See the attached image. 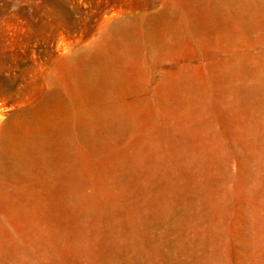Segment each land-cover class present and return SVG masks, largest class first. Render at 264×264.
Instances as JSON below:
<instances>
[{
  "label": "rangeland",
  "instance_id": "1",
  "mask_svg": "<svg viewBox=\"0 0 264 264\" xmlns=\"http://www.w3.org/2000/svg\"><path fill=\"white\" fill-rule=\"evenodd\" d=\"M258 219L264 0H0V264H264Z\"/></svg>",
  "mask_w": 264,
  "mask_h": 264
},
{
  "label": "bare ground",
  "instance_id": "2",
  "mask_svg": "<svg viewBox=\"0 0 264 264\" xmlns=\"http://www.w3.org/2000/svg\"><path fill=\"white\" fill-rule=\"evenodd\" d=\"M119 17V19H121V23H119L118 25H117V28L118 27H120V26H122L123 24H126V25H131V23H132V20H130V19H128V18H123L122 16H118ZM120 17H122V18H120ZM123 27V26H122ZM28 112L27 111H23V113L22 114H27ZM120 118H122V117H120ZM120 118L118 119L119 120V123H118V126H117V128L118 129H120L121 127H122V122H121V120H120ZM12 120V119H11ZM13 125H14V123L12 122V121H10V122H8V124H7V129H9L8 131H10V128H12L13 127ZM90 127V128H89ZM15 129V128H14ZM14 129L12 130V131H14ZM91 129H93V127L92 126H90V125H87V130H91ZM16 133V132H15ZM35 133V132H34ZM8 134V133H7ZM9 135V134H8ZM16 135V134H15ZM15 135H13V134H11L10 136H15ZM24 135V134H23ZM22 135V136H23ZM37 135H39V134H37ZM37 135H35V136H37ZM18 136V135H17ZM7 137V136H6ZM9 137V136H8ZM7 137V138H8ZM25 137V136H24ZM28 137H29V135H28ZM15 138V137H14ZM23 138V137H22ZM38 138V137H37ZM13 139V138H12ZM19 139V138H18ZM30 139V138H29ZM5 140V139H4ZM7 140V139H6ZM26 140V139H25ZM27 140H28V138H27ZM36 140V139H35ZM9 141H11V139L9 140ZM12 141H16L15 139H13ZM18 141V140H17ZM30 141V140H29ZM8 143V142H7ZM10 143V142H9ZM20 143L21 144H24V143H26V141H20ZM28 143V142H27ZM13 144V143H12ZM16 144V143H15ZM17 145V144H16ZM26 145V144H25ZM24 145V146H25ZM27 145H30V144H27ZM12 146V145H11ZM22 147V149L20 150L19 149V151H18V154H16L15 153V155H14V153H13V155H11L12 157H15V158H17V159H23V160H27L28 161V163L29 162H33V161H35L36 159H34L35 157H37V156H41L42 155V153L40 152V151H38V153H35V154H28V152H26L27 150H26V148H27V146L26 147ZM30 147V146H29ZM10 148V147H9ZM14 149V148H13ZM17 149V148H16ZM30 150V149H29ZM17 151V150H16ZM22 151V152H21ZM13 152V151H12ZM21 152V153H20ZM35 152V151H34ZM31 153V152H30ZM12 154V153H11ZM17 156V157H16ZM5 160H6V162H8L9 164H10V166L9 167H11L13 170H16L17 169V166L15 165V164H12V160H13V158H12V160L10 161L8 158L6 159L5 158ZM21 161V160H20ZM16 163V162H15ZM23 163V162H22ZM18 165V164H17ZM87 202L89 203V205H90V208H93V205H94V203H93V201H91V200H88L87 199ZM100 205V204H99ZM94 209V208H93ZM94 211H96V210H94ZM256 224L259 226V228H264V221H262V220H257L256 221ZM55 234L57 235V236H62V230H60V229H56L55 231ZM23 246L25 247V248H29L31 245H30V243L29 242H27V241H23Z\"/></svg>",
  "mask_w": 264,
  "mask_h": 264
}]
</instances>
